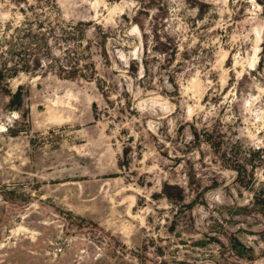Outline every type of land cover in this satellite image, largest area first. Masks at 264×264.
I'll return each mask as SVG.
<instances>
[{"label":"rangeland","instance_id":"rangeland-1","mask_svg":"<svg viewBox=\"0 0 264 264\" xmlns=\"http://www.w3.org/2000/svg\"><path fill=\"white\" fill-rule=\"evenodd\" d=\"M0 264H264V0H0Z\"/></svg>","mask_w":264,"mask_h":264},{"label":"trees","instance_id":"trees-1","mask_svg":"<svg viewBox=\"0 0 264 264\" xmlns=\"http://www.w3.org/2000/svg\"><path fill=\"white\" fill-rule=\"evenodd\" d=\"M12 98H15V96H13ZM165 194L167 197L172 198V197H178L181 196L182 190L178 187V186H171V185H165ZM174 190H178V192L176 194L172 193L171 191Z\"/></svg>","mask_w":264,"mask_h":264}]
</instances>
